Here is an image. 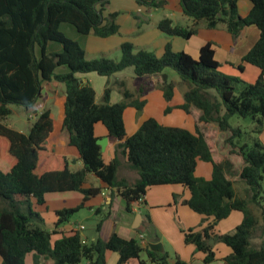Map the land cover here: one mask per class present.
<instances>
[{
  "label": "trees",
  "instance_id": "16d2710c",
  "mask_svg": "<svg viewBox=\"0 0 264 264\" xmlns=\"http://www.w3.org/2000/svg\"><path fill=\"white\" fill-rule=\"evenodd\" d=\"M111 0H0V163L9 166L5 171L0 165V256L2 264H27L26 257L35 254L50 258L55 264H107V252L117 253V264L139 258L146 251L149 261L168 263V253L160 254L149 247L143 248L135 238L126 239L116 232L108 241L98 238L86 243L77 232L53 242L59 227L68 222L84 207V203L101 193V188L85 189L89 174H95L109 187L116 189L131 211L134 204L145 198L154 186L183 185L191 192L184 203L196 213L213 221L203 230H183L187 244H193L204 254L209 264L217 259L211 240L222 242L232 252L225 257L227 264H264V237L260 245L252 240L258 229L264 233V0H251L249 15L239 13L240 0H181L186 16L194 20L192 26L175 24L171 18L162 19L158 28L167 36L190 39L200 26L208 29L224 27L235 39L251 25L260 31V38L238 65L260 70L254 83L220 71L214 43L200 50L199 58L186 52H176L168 43L159 57L154 51L136 48L131 42L120 46L119 60L100 56L89 59L87 52L76 40L61 30L64 23L72 24L83 35L108 38L118 35V13L105 14ZM139 4L164 6L163 0H137ZM51 42L60 43L62 52H49ZM39 51V53H38ZM67 68V72H58ZM133 68L137 77L161 79L141 87L138 94L121 87L123 99L111 103L113 87L108 81L103 102L97 103L92 85H82L80 74L96 73L112 77ZM172 69L184 86L185 102L181 109L190 113L192 108L201 111L200 123L216 124L229 132L227 142L231 153L244 160L238 173L229 158L216 161L205 134L165 126L150 118L131 136L127 135L124 113L128 107L143 110L145 101L139 98L151 88L163 91L170 102L176 83L163 72ZM63 85L66 95L61 107L62 124H57L50 110L43 111L28 133L19 132L5 124L13 114V105L31 111L42 95L45 84ZM168 106L165 113L172 112ZM234 116L252 118V132L257 136L254 144H240L243 131L233 127ZM103 123L109 135L120 142L117 157L110 164L103 159L102 147L95 135V125ZM66 136L65 148L58 146ZM128 156V162L139 177L134 182L119 179L121 162L119 154ZM75 156L70 158L69 156ZM213 164L211 180L195 175L198 161ZM82 161L83 168L72 171V163ZM239 174L247 185L246 197L238 195L231 175ZM79 191L84 202L74 208L57 211V228L48 231L44 220L34 210L35 203H45L46 195L55 192ZM176 199V196H175ZM259 214L257 215L255 208ZM233 211L244 214L243 222L231 233L217 234L215 227ZM101 223L98 225L100 230ZM141 264H146L142 261ZM175 264H186L177 260Z\"/></svg>",
  "mask_w": 264,
  "mask_h": 264
},
{
  "label": "crops",
  "instance_id": "0c3cea01",
  "mask_svg": "<svg viewBox=\"0 0 264 264\" xmlns=\"http://www.w3.org/2000/svg\"><path fill=\"white\" fill-rule=\"evenodd\" d=\"M115 2H124L125 5L128 6L127 9L133 11L131 15L134 17L138 16L135 11L136 9L139 10V7L133 0H111L105 14L113 13L114 10H116V8H113L115 7ZM165 3L171 6V0H165ZM174 5H176L177 12L168 16V18H171L175 24L192 26L194 20L184 14L179 0H174ZM238 6L239 13L241 16L245 17L251 12L253 3L251 0H240ZM131 15L124 18L121 16L117 17V23L120 26L118 35L108 38H101L92 34L86 35V44L82 47L87 52V57L93 59L100 56H107L119 60L121 57L120 46L125 42H131L136 48L154 51L159 57L164 54L166 45L170 43L174 51L186 52L197 59L200 56V50L203 46L208 43H214L216 48V59L221 63V71H223L224 74L239 77L249 83H254L260 75L259 68L250 64L245 65L244 71L238 69V65L241 64L243 57L260 38V31L254 25L246 27L236 39L224 27L208 29L203 25L200 26L197 34L190 39H184L182 37H170L164 34L158 28L159 22H156V28L154 29H143L142 27L144 24L143 26L139 25L138 19L133 18ZM65 24L68 23L62 24L61 30L80 43V39L76 35L77 31L72 29L74 26L70 27ZM57 44H53L52 42L49 44L48 48H53L50 52L60 53L63 51L62 45L60 43ZM67 71V68H60L58 70V72ZM163 74L167 76L169 80L176 83L173 99L167 102L163 91L159 88L147 90V92L142 94L139 98L146 103L142 114H140L139 110L135 107H128L125 110L124 120L127 135H133L143 123L150 118H155L165 126L181 127L193 133L197 132V126H199L212 148L213 156L216 161L229 158L235 163L238 157L241 158L242 165L244 166L245 162L242 157L238 155L233 158L229 157V149L225 144L226 138L224 135L227 132L221 131L214 123H200L199 117L201 111L198 109L192 108L191 112L188 113L180 108L185 102V89L177 73L173 70H165ZM161 77L162 75L152 76L150 78L137 77L134 73V69L128 68L110 78L100 76L96 73L80 74L79 80L84 86L92 85L94 87L97 95V103L99 104L103 102L104 91L108 81H110L113 87L111 103L115 104L123 99V94L121 93V87H123V85L136 95H139L138 92L141 87L146 88L152 83L156 84ZM65 95L66 93L63 85H56L54 83L45 84L41 97L31 110L32 115L37 119L38 115L43 111L50 110L51 116L56 123L59 125L62 124L64 113L61 102ZM51 99L60 106V109L55 111L52 110L49 102ZM16 106L19 107L20 105L12 106L13 114L16 112ZM168 106H171L173 110L166 114L165 110ZM12 115L6 119L5 124L19 132L27 133L18 127L20 119L10 121ZM95 135L98 139L108 138L107 146L105 151L102 150V153L104 162L110 164L112 160L117 157L116 150L120 141L111 137L106 126L101 122L95 125ZM260 139L264 143V132L261 134ZM58 146L60 148H65V135L60 137ZM216 148H219V150L221 149L220 152L222 154L219 153ZM69 157L72 159L75 156L71 155ZM118 158L121 162L118 170L119 179H126L129 182L136 181L139 175L130 167L128 156L122 153L118 155ZM0 165L5 171L9 170L7 164L1 162ZM242 165L238 168V173L243 168ZM83 166V162L79 161L72 163L70 168L72 171H77L83 168ZM195 175L199 178L211 180L213 177V164L211 162L199 160ZM238 177L236 176L235 178ZM235 178L232 180L235 181ZM243 184L246 186L247 191V185L245 182H243ZM83 187L85 189L91 187L101 188V193L88 199L80 211L74 214L68 222H65L59 227L58 233L54 234L52 237L53 242L64 236H72L77 232L82 235L86 243L96 241L98 238L108 241L113 233L116 232L123 238L137 239L143 248L149 247V243H161L163 245V251L158 253H168L169 257L167 264H175L179 259L186 262V264H207L204 262V254L199 251L195 245L185 242L183 230H203L213 221V217L207 218L200 215L184 203L186 200L190 199L191 192L183 185L176 184L151 187L145 198L134 204L131 211L127 210L126 203L119 192L109 187L95 174H89L87 183ZM83 202L84 194L79 191L48 193L45 203L41 205L35 203L34 210L43 218L45 229L53 231L57 228V211L80 206ZM243 220L244 214L242 212L233 211L228 218L219 222L215 227V233H228L233 227L236 229ZM100 223L101 227L100 230H98L97 228ZM141 237H144V239H141ZM212 245L215 246L217 259L209 264H227L224 259L231 254V248L222 242L216 241H214ZM106 256L107 264H117L118 255L116 256L114 252L108 251ZM142 261H145L146 264H164L161 262L155 263L149 261L146 251L142 252L139 258L131 259L125 264H141ZM26 263L55 264L52 259L44 256L38 257L36 263L34 253L27 255ZM0 264H2L1 256ZM80 264H90V262L84 260Z\"/></svg>",
  "mask_w": 264,
  "mask_h": 264
},
{
  "label": "rangeland",
  "instance_id": "374dc122",
  "mask_svg": "<svg viewBox=\"0 0 264 264\" xmlns=\"http://www.w3.org/2000/svg\"><path fill=\"white\" fill-rule=\"evenodd\" d=\"M115 1V0H112ZM135 1V3L137 4V6L139 7V10L136 9V14H138V16L134 17L131 14L133 13V11L128 10V6L125 5L124 2H115L113 8H116V10H114V12L118 13V16L121 17H127V16H132L135 19H138V23L139 25L144 24V26L142 27L143 29L147 28L149 30L156 28V22H160L162 19L167 18L168 16H170L171 14H174L177 12L176 10V5H174V0H171V6H168V3H165L164 6L161 7H154L151 5H147V4H139L138 2H136L137 0H133ZM160 1V0H159ZM165 1V0H163ZM179 4L182 7L181 4V0H179ZM167 5V6H166ZM139 11V12H138ZM117 16V17H118ZM177 22V21H176ZM65 25H69L70 27H73L72 24H65ZM72 25V26H71ZM138 25V24H137ZM139 28V27H138ZM74 31H77L75 27L72 28ZM77 36L80 39V45L81 46H85L86 44V40H87V36L80 34L78 31L76 32ZM67 37L73 39L69 34H65ZM76 40V39H73ZM77 41V40H76ZM53 44H57V42H52ZM59 45V44H57ZM49 47V46H48ZM53 48H48V51L50 52ZM133 69V68H131ZM168 71H172V69H167ZM221 71V68H220ZM223 72V71H221ZM50 106L52 108L53 111L60 109V106L54 102L53 99H51L50 101ZM12 118H10V121L13 120H17L20 119L19 123H18V127L22 130H24L25 132L28 133L29 128L33 125V123L36 120V117H34L32 115L31 111H27L24 107H18L16 106V112L15 114H13L11 116ZM230 123L233 127H239L242 129L243 131V136L241 138L240 144H244L247 143L250 146H252L254 144V138L256 139L257 136L252 132L253 128H254V122L252 120V118L248 117V118H244L241 116H234L231 120ZM217 126V125H216ZM225 135L226 141L225 144L229 149V157L233 158V157H237V155L232 154L231 153V145L227 142V139L230 137V133L227 132ZM218 150L219 153H221V149L219 150V148H216ZM222 154V153H221ZM241 158L237 157L236 162L234 163V169L237 171L239 167H241L242 162H241ZM243 166V165H242ZM238 172V171H237ZM232 179H234L236 176L238 177L239 175H231ZM235 185H236V189L238 192V195L241 197H246L247 199H249L247 192H246V186L243 184L242 180L240 179V177L235 178ZM264 186V183H263ZM252 206L255 208L256 210V214H259V211H257V207L255 205L252 204ZM77 213V212H76ZM75 213V214H76ZM231 230V229H229ZM235 230V227H233V229L231 231H229L228 233H231ZM264 237V233L262 232V230L259 228L258 231L256 232V234L253 237V244L254 245H260L262 239ZM115 255L117 256V253H115Z\"/></svg>",
  "mask_w": 264,
  "mask_h": 264
},
{
  "label": "water",
  "instance_id": "95a60500",
  "mask_svg": "<svg viewBox=\"0 0 264 264\" xmlns=\"http://www.w3.org/2000/svg\"><path fill=\"white\" fill-rule=\"evenodd\" d=\"M139 113L142 114L143 110H139ZM98 144L102 147V150L105 151V148L108 143V138L98 139ZM211 244H214V240L210 241ZM149 247L151 250L155 252H162L163 251V245L161 243H149Z\"/></svg>",
  "mask_w": 264,
  "mask_h": 264
},
{
  "label": "built area",
  "instance_id": "2783aa9c",
  "mask_svg": "<svg viewBox=\"0 0 264 264\" xmlns=\"http://www.w3.org/2000/svg\"><path fill=\"white\" fill-rule=\"evenodd\" d=\"M143 200V198L141 199V201ZM141 239H144V237H141Z\"/></svg>",
  "mask_w": 264,
  "mask_h": 264
}]
</instances>
